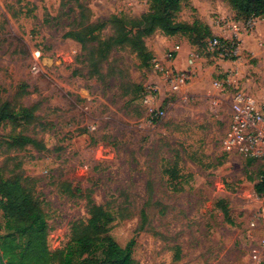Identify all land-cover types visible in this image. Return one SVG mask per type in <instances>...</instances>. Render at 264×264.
Masks as SVG:
<instances>
[{"label":"rangeland","instance_id":"374dc122","mask_svg":"<svg viewBox=\"0 0 264 264\" xmlns=\"http://www.w3.org/2000/svg\"><path fill=\"white\" fill-rule=\"evenodd\" d=\"M150 5L0 0V100L33 114L0 124V167L5 176L19 175L41 202L52 252L69 243L74 222L89 220L92 198L125 214L110 235L122 248L134 242L137 264H264V193L255 188L264 160L222 149L233 96L264 99V20L236 17L228 0H185L176 21L199 20L235 49L220 56L204 32L170 39L158 31L145 39L147 63L129 46L112 48L105 59L97 49L87 62L90 46L112 36L110 26L87 51L68 36L82 21L139 18ZM181 45L189 79L173 92L155 65L174 69ZM18 135L38 144L11 148ZM142 211L150 224L144 230ZM3 225L0 211V236Z\"/></svg>","mask_w":264,"mask_h":264},{"label":"trees","instance_id":"16d2710c","mask_svg":"<svg viewBox=\"0 0 264 264\" xmlns=\"http://www.w3.org/2000/svg\"><path fill=\"white\" fill-rule=\"evenodd\" d=\"M147 1L151 4L150 10L139 18L114 15L105 23L82 21L68 36L81 42L87 51L88 45L98 39V33L110 26L112 36L107 42L98 43L93 48L90 46L91 50L86 54L87 62L97 56V49H100L101 59H105L112 48L129 46L144 63L152 58L145 39L158 31L169 37L204 32V39L209 37L210 41L214 38L209 28L199 20L194 24L176 21V14L181 11L185 0ZM228 3L236 17H259L264 20V0H228ZM20 115L28 119L33 114L26 108L16 111L10 103L0 100V124L15 123ZM37 144L34 139L18 135L8 145L23 148ZM255 188L257 193L263 194L264 180ZM87 208L89 220L74 222L69 243L63 249L52 252L48 246L50 225L41 202L26 188L19 175L5 176L0 167V211L5 230V235L0 236L1 264H6L5 258L8 264H137L132 257L134 242L122 248L110 235V225L117 217L125 216L120 208L115 212L110 205H97L92 198L87 199ZM148 226V214L142 211L140 229H148ZM175 250L176 258L180 259V248Z\"/></svg>","mask_w":264,"mask_h":264},{"label":"built area","instance_id":"2783aa9c","mask_svg":"<svg viewBox=\"0 0 264 264\" xmlns=\"http://www.w3.org/2000/svg\"><path fill=\"white\" fill-rule=\"evenodd\" d=\"M212 52L220 56L229 55L235 49V43L231 39L214 37L208 42ZM178 48L174 53H177ZM176 55V54H175ZM174 57L173 52L168 55ZM194 59L188 60V66L192 67ZM156 68L166 71V80L173 92L180 91L186 86L189 76L187 71H178L166 68L156 63ZM37 71V66H33ZM215 87L221 88L223 84L215 82ZM164 112H156L155 117H161ZM222 149L230 155H239L251 160H264V99L254 98L243 92L233 96L231 106V118L229 126L222 139Z\"/></svg>","mask_w":264,"mask_h":264},{"label":"crops","instance_id":"0c3cea01","mask_svg":"<svg viewBox=\"0 0 264 264\" xmlns=\"http://www.w3.org/2000/svg\"><path fill=\"white\" fill-rule=\"evenodd\" d=\"M174 37H171L170 39H173ZM170 39H167V40H170ZM183 45H181V46H177V48H178V52H177V54L175 55V59H174V61L172 62V64L173 65H175V66H173L174 67V69H176V70H182V71H184L185 69H184V67H185V59H186V53H185V48L183 49V47H182Z\"/></svg>","mask_w":264,"mask_h":264}]
</instances>
